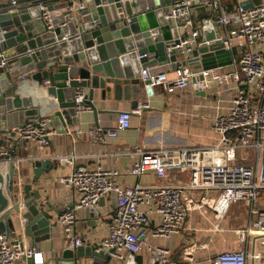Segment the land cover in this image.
<instances>
[{
  "label": "built area",
  "instance_id": "obj_1",
  "mask_svg": "<svg viewBox=\"0 0 264 264\" xmlns=\"http://www.w3.org/2000/svg\"><path fill=\"white\" fill-rule=\"evenodd\" d=\"M49 1L12 0L10 8L19 11L38 3L43 20L52 28L59 22L48 9ZM246 1L255 0H200L198 5L214 11L215 16L203 18L197 28L192 27L190 0L176 1L165 14L173 21L185 18L186 23L181 27L187 30L191 27L178 40L167 44V53L173 50L190 53L198 44L201 29L215 25L225 37L224 47L236 55L238 52L230 69L218 67L197 71L192 66L180 65L172 77L165 72L151 74L149 68L142 71L143 79H149L148 85L162 86L169 94L188 87L206 90L216 84L220 91H217L218 99L214 105L217 112L212 120L214 131L220 134L218 143L156 150L136 147L138 159L130 169L132 175L141 176L153 171L165 179L170 171H182L189 177L183 184L122 185L117 180L120 170L104 165L77 167L70 174L60 176L58 182L63 188L78 193L74 206L57 216L70 248L86 244L83 237L74 234L79 211L98 205L101 198L110 195L116 207L114 218L107 235L97 242L96 250L108 252L113 264H123L129 253L140 256L157 247L161 256L155 264H173L170 249L153 245L150 239H167L180 233L189 215L184 193L204 191L203 203L209 204L219 220L237 201L248 202L251 215L249 223L237 230L242 248L221 251L210 259L209 264H264V0L248 8L242 6ZM79 5L82 7L83 2ZM230 5L232 9H229ZM224 31L225 35L222 34ZM224 91L231 93L226 108L222 106ZM84 95L83 89L76 94L79 112L91 108L84 104ZM144 106L140 104L136 109L120 111L113 128L98 124L86 134L106 142L108 137H115L119 131L130 128L133 114L141 115ZM53 132L51 118L38 116L23 123L18 135L22 140L36 141L43 146ZM84 133L82 129L74 132L76 137ZM72 159L75 161L76 155ZM211 189L217 191V197L208 199L206 193ZM154 216L158 221L147 230ZM30 257H34L36 264H45L42 251L22 241L13 242L7 234L0 233V264H22Z\"/></svg>",
  "mask_w": 264,
  "mask_h": 264
},
{
  "label": "water",
  "instance_id": "obj_2",
  "mask_svg": "<svg viewBox=\"0 0 264 264\" xmlns=\"http://www.w3.org/2000/svg\"><path fill=\"white\" fill-rule=\"evenodd\" d=\"M176 1L50 0L48 9L55 20L61 21L49 28L40 4L13 11L12 0H0V233L7 234L13 242H24L28 237L36 246L51 238L57 223L55 216L74 206L73 190L52 203L39 187H34L43 172L49 170L48 165L35 163L30 179L27 165L17 161V150L23 141L18 135L19 127L40 116L43 103L50 104L44 101L36 105L32 95L23 93L29 91V81L44 85L53 97L51 122L58 133H65L78 122L80 112L75 99L79 89L85 91L84 104L96 112L97 89L102 99L113 93L117 100L122 96L132 100V108L136 109L143 104L141 94L151 96L156 88L148 85L149 79H143L145 68L156 74L163 73L167 66L176 69L189 65L200 71L233 63V52L224 47L225 37L215 25L204 27L202 41L190 53H167V44L178 40L179 26L186 23L185 18H166L167 10ZM199 2L190 0V5ZM257 3L259 0L246 1L242 6ZM2 62L5 63L1 65ZM103 199L85 210L86 218L101 216ZM97 247V242L75 249L67 246L53 254L50 261L82 264L84 259H91L94 264H107L109 253L97 251ZM160 256V250L153 247L148 264H155ZM141 262L140 256L129 253L123 264ZM22 264L36 263L30 257Z\"/></svg>",
  "mask_w": 264,
  "mask_h": 264
},
{
  "label": "crops",
  "instance_id": "obj_3",
  "mask_svg": "<svg viewBox=\"0 0 264 264\" xmlns=\"http://www.w3.org/2000/svg\"><path fill=\"white\" fill-rule=\"evenodd\" d=\"M1 8L3 6H0ZM200 8L199 5H192L193 28H197L203 19L199 18ZM182 28L179 26L180 36L184 33ZM184 30L189 32L191 27ZM200 33L197 39L198 44L204 37V28ZM222 34L225 35V31ZM237 55L236 52H233L234 57ZM222 68L230 69L231 65ZM174 71V67L167 66L164 72L172 77ZM28 84L29 91L23 93L32 95L36 105L50 101L47 106L43 103L40 116L51 117L54 112L53 97L47 93L44 85H39L34 81H29ZM100 91V89L95 91L94 104L98 109L97 112L94 109L86 108L79 113L78 122L69 126L65 133H58L55 126L52 125L54 132L47 144L41 146L36 141L23 140L22 146L17 150V161H23L27 165L30 179L33 176L35 163L50 167L49 170L43 172L40 181L35 182L34 187H39L40 191L47 195L52 203L63 199L72 190L63 188L58 182V178L70 174L77 167L93 168L98 165L115 167L120 170L117 180L122 185L137 183L147 185L162 182L183 184L188 181L189 177L186 172L182 171H170L165 179L159 178L153 171L141 176L132 175L130 169L138 159L136 147L140 146L146 150L184 147L188 144V139L193 137L199 139L200 145L218 143L220 134L214 131L212 120L217 112L214 107L218 99L217 91H220L216 84L206 90L188 87L173 94H169L162 86H157L151 96H147L143 92L139 99L145 105L144 107H147L146 110L141 115L133 114L130 128L119 131L115 137H108L106 142L89 138L86 131L98 124L104 128H113L116 125L118 113L133 108L132 100H126L123 96L117 100L113 93L102 99ZM222 98L224 100L223 108L228 107L231 93L222 92ZM78 129L85 132L83 136H75L74 132ZM196 144L197 142L194 141L190 142L188 146ZM73 155L77 157L75 161L72 159ZM203 192L186 191L184 193L189 215L180 233L167 239H150L153 245L170 249L173 264H209L210 259L221 251L242 248L237 239V230L249 223L251 219L250 204L246 201L234 202L225 217L219 220L209 204L203 203ZM72 196L75 202L78 193L73 190ZM206 196L208 199L216 198L217 191L211 189L206 193ZM86 209L79 211L74 225V234L83 237L86 244L100 242L107 235L108 226L114 218L115 202L112 196H105L100 217L86 218ZM55 218L57 219V216ZM157 221L158 217L154 216L147 230H150ZM56 222L50 239L32 246L29 238H24L25 245L42 251L45 264H55L50 261V257L69 245V239L66 237L63 227L57 220ZM140 257L142 263L148 262L150 252L146 251ZM82 264L94 263L91 259H84ZM107 264H113V261L109 260Z\"/></svg>",
  "mask_w": 264,
  "mask_h": 264
},
{
  "label": "trees",
  "instance_id": "obj_4",
  "mask_svg": "<svg viewBox=\"0 0 264 264\" xmlns=\"http://www.w3.org/2000/svg\"><path fill=\"white\" fill-rule=\"evenodd\" d=\"M233 7H232V5H230L229 6V9H232ZM199 12H200V16H199V18L201 19V18H205V17H207V16H212V17H214L215 16V13H214V11L212 12L211 10H207V9H204V8H200V10H199ZM193 17V16H192ZM193 23H194V21H193ZM142 263V262H141Z\"/></svg>",
  "mask_w": 264,
  "mask_h": 264
},
{
  "label": "rangeland",
  "instance_id": "obj_5",
  "mask_svg": "<svg viewBox=\"0 0 264 264\" xmlns=\"http://www.w3.org/2000/svg\"><path fill=\"white\" fill-rule=\"evenodd\" d=\"M194 141H196L197 142V144L196 145H200L198 142H199V139H197V137H193L192 139H188V144L186 145V146H188L189 144H190V142H194ZM191 146V145H190ZM249 154H251L252 152H248Z\"/></svg>",
  "mask_w": 264,
  "mask_h": 264
}]
</instances>
